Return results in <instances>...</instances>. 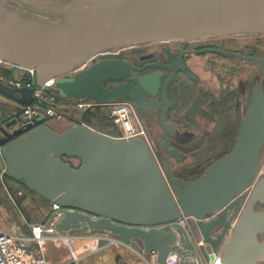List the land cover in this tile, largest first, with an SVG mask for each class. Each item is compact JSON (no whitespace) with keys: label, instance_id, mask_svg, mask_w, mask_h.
<instances>
[{"label":"water","instance_id":"1","mask_svg":"<svg viewBox=\"0 0 264 264\" xmlns=\"http://www.w3.org/2000/svg\"><path fill=\"white\" fill-rule=\"evenodd\" d=\"M101 20L110 23L101 28L54 34L14 24L0 14V60L34 69L38 84H42L71 72L76 63L91 54L112 47L264 32V0L134 1ZM213 51L242 60L264 61ZM128 69L124 62L99 61L71 78L55 79L51 89L66 98L90 99L100 104L125 96L141 106L142 96L132 86L112 90L102 87L107 79L123 78ZM147 83L139 79L145 90ZM0 95L19 105L15 112L33 101L31 88L10 87L2 82ZM164 128L167 137L162 149L180 162L179 153L167 147L173 127ZM0 133V172L61 208L63 216L55 224L59 234L71 230L106 231L141 247L143 254L155 250L157 264H163L178 240V231L183 238L181 249L196 254L187 231L180 225L182 218L192 217L203 244L212 253L225 243L222 264H258L264 260V245L257 239L264 230V213L252 210L256 201H264V179L238 225L231 226L243 192L254 181L259 150L264 145V92L260 88L252 93L231 152L192 180L163 171L156 155L140 138L114 139L81 124L56 132L40 117L11 134L1 128ZM64 157L80 160L81 166L72 168L62 160ZM231 206L234 212L228 216ZM119 260L117 254L115 262Z\"/></svg>","mask_w":264,"mask_h":264},{"label":"flooded vegetation","instance_id":"2","mask_svg":"<svg viewBox=\"0 0 264 264\" xmlns=\"http://www.w3.org/2000/svg\"><path fill=\"white\" fill-rule=\"evenodd\" d=\"M217 36L219 35L139 42L129 49L128 55L115 54L103 57L94 60L84 68L87 69L99 61H119L129 66L123 78L107 79L102 82V87L112 90L121 85H129L139 92L142 96L141 106L125 96H119L109 102H115L120 107L127 106L134 113L140 139L156 155L160 168L163 171L167 170L171 176L176 178L196 179L214 161L231 152L236 140L238 124L249 107L253 91L260 88L264 92V61L260 63L242 60L234 56L219 54L213 50L237 53L241 56L263 60L264 55L229 48ZM252 66L261 73V78L256 76L252 78ZM72 76L73 74L64 78ZM141 78L147 80V90L139 84ZM155 78L156 82L153 80ZM96 104V106L102 105ZM20 120L19 114L7 120L1 117L0 128L7 134H11L20 128ZM11 122L14 123L7 125ZM164 125L173 127V135L168 138L167 147L179 153L180 162L185 160L187 154H194L195 163L193 166H182L177 169L169 165L171 160H176L172 156L169 157L168 153L162 149V143L167 137ZM206 125L221 127L219 139H207L206 143L198 140L199 142L194 147L196 133L189 128ZM145 126L161 127L166 133L159 148L155 147L154 151L146 136ZM234 127L235 131L232 136ZM201 137L206 138V134H201ZM0 138H3L1 133ZM220 142L223 146L218 148L216 143ZM230 142L232 143L231 147L224 151ZM260 150L259 166L253 183L243 192L236 211L234 212V206H231L227 212L228 216L234 212L231 222V226L234 228L242 218L257 185L264 179V172L263 176L257 177L261 165ZM203 157L210 159L204 163L205 158ZM167 181L169 182L168 177ZM175 185L180 186L178 183ZM252 210L264 213V201H256ZM257 239L264 245V230L258 234Z\"/></svg>","mask_w":264,"mask_h":264},{"label":"rangeland","instance_id":"3","mask_svg":"<svg viewBox=\"0 0 264 264\" xmlns=\"http://www.w3.org/2000/svg\"><path fill=\"white\" fill-rule=\"evenodd\" d=\"M134 1L148 2L151 0H0V14L3 15L5 19H11L12 23H17L23 26L35 27L53 32L55 31L57 33H62L65 31L76 32L87 28H99L109 24L110 22H106L104 20L100 21V19L122 11L126 5L131 4ZM217 38L223 40L229 48L242 50L247 53L250 52L252 54L256 53L264 55V32L219 35ZM137 44L139 43L112 47L95 52L84 60L76 63L74 65V69L71 72L64 75H59L54 79L71 76L81 69L86 68L94 60L103 57L115 54L128 55L129 49ZM10 69V66H4L2 71H4L8 76L11 72ZM251 71L252 78L253 76L261 78V73L257 72L253 66ZM45 93L58 103H73V101L70 100L71 98L61 96L56 90H48ZM88 110L82 112L81 114L75 112L72 114L73 117L70 114L66 115V117L61 120L48 118L43 124L49 126L56 132H63L74 123L81 124L79 122L81 116ZM98 110L105 114V117L110 121L111 124H106L104 126L98 125L95 126L96 129H99V131L107 134L108 137L121 139L120 132L117 130L113 121L109 117V108L107 106L100 105ZM84 125L90 128L87 124ZM145 127L147 130V132L145 130L146 136L149 138L150 145L154 151L155 147L159 148L161 140L164 138L166 133L161 127ZM235 127L232 136L234 134ZM189 129L196 133V137L193 142L195 147V144L199 142L198 140H201L202 143H206L208 142L206 141L207 139H219L221 127L206 125L190 127ZM203 133L206 134V138L201 137V134ZM216 144L218 148L223 146L221 142ZM231 145V142L228 143L227 148H225L224 151L228 150ZM219 152L221 153V150ZM193 155L194 154L190 153L187 154L185 160L182 162L171 160L169 165L177 169L182 166H193L195 163ZM209 159L210 158H205L203 162L206 163L209 161ZM62 160L67 162L72 168L75 169L81 166L80 160L76 158L64 157ZM260 164L261 165L257 177L263 176L264 172V146L260 150ZM13 182L9 183L10 185H7L9 192L15 196H17L16 193L18 192L22 193L21 196L16 197L17 207L21 213L20 223L16 224L10 220V218L7 220L2 218V220H0V229L6 230L7 224L12 222L14 226L18 227L20 234L29 236V226L35 224H45L48 222L53 213V207L51 203L43 200L34 192L27 189L25 184L21 182ZM180 225L187 231L192 244L194 246H198L202 239L195 226L194 219L192 217H184L182 218ZM108 233H106V231H96L91 233L88 231L71 230L63 233V236L73 240L72 247L76 251L79 264H121L123 259L130 263L131 261L132 263L136 262L137 260L126 251L129 249L123 245L120 246L119 244L115 245L110 243V240H119V238L111 235L110 233L108 235L109 238H106L104 234ZM177 235L178 240L174 243V247H178V251L181 252L180 244L183 242V238L179 231L177 232ZM224 244H222L219 252L217 253L218 257H220L224 250ZM43 246L45 248L43 255L48 264H69L71 262L72 258L70 251L64 240H59L57 242L49 240L44 242ZM32 248L37 250L38 247L36 245H32ZM198 252L203 264H208L209 256L211 254L210 248L207 245L200 246L198 248ZM117 254L120 255V260L115 262V256ZM260 264H264V260Z\"/></svg>","mask_w":264,"mask_h":264},{"label":"built area","instance_id":"4","mask_svg":"<svg viewBox=\"0 0 264 264\" xmlns=\"http://www.w3.org/2000/svg\"><path fill=\"white\" fill-rule=\"evenodd\" d=\"M4 66L11 67L10 75L7 77L1 74ZM14 76L17 77L15 78ZM54 80L55 79H49L42 84H38L37 73L34 69L7 64L0 60V82L8 83L6 85L10 87H27L32 89L33 101L29 105L22 106L20 112H14L15 116L17 114L20 115L21 120L19 124L21 126L32 122L36 117L42 118L43 123L48 118L61 120L66 117V115L70 114L72 116L75 112L81 114L92 106L97 105L90 99H70L73 101V103L70 104L56 102L45 93L48 90H52L51 85ZM102 105L109 108V117L120 132L121 140L140 138L136 117L127 106L120 107L115 102ZM3 177L4 174L0 172V179ZM21 194V192L17 193L18 196H21ZM51 205L53 207V213L48 222L29 226V236L20 234L18 227L14 226L12 222L7 224L6 230L0 229V264H48L43 255L45 251L43 243L49 240L54 242L64 240L72 258L69 264H79L76 251L72 247L73 240L64 237L63 233H57L55 229V224L63 216L61 208L56 204ZM108 235L109 233L104 234L106 238H109ZM110 243L115 245L119 244L120 246H133L125 243L121 239L110 240ZM32 245H36L38 247L37 250L33 249ZM132 248L143 260L144 264H157V252L155 250L149 251L148 254H143L141 247L137 248L133 246ZM178 250L179 248H175L173 244L163 264H203L202 260L200 262L192 252L183 251L181 247V252ZM218 259V256L215 259H211L209 256L210 261H218Z\"/></svg>","mask_w":264,"mask_h":264},{"label":"crops","instance_id":"5","mask_svg":"<svg viewBox=\"0 0 264 264\" xmlns=\"http://www.w3.org/2000/svg\"><path fill=\"white\" fill-rule=\"evenodd\" d=\"M1 74L4 77H7L4 71H1ZM5 84H8V83H5ZM18 106L19 105L13 100L0 95V118L3 117L5 120H7V119H10L11 117H15L14 112ZM11 182H13V180L6 179L5 176L2 179H0V220H2V218H4L5 220L10 218V220H12L14 223L19 224L21 213L16 203V200H17L16 197L18 195L17 193H16L17 196L11 194L7 188V185H10L9 183ZM124 247L130 250V251L129 250H126V251L130 253L132 257L135 258L137 261L133 263L131 261L130 263L123 259L124 261L122 260L121 264H144L143 260L134 252L132 248L133 246L124 245Z\"/></svg>","mask_w":264,"mask_h":264},{"label":"trees","instance_id":"6","mask_svg":"<svg viewBox=\"0 0 264 264\" xmlns=\"http://www.w3.org/2000/svg\"><path fill=\"white\" fill-rule=\"evenodd\" d=\"M100 106L97 107H93L92 109L88 110L85 114H83L81 116L80 119V123L83 124H87L90 128H92L93 130H95L98 133L104 134L107 136V134L99 131V129H96L95 126H104L106 124H111L109 120H107V118L105 117L104 113H101L98 108ZM6 179H9L7 177H5ZM10 180V179H9ZM27 188V187H26ZM28 189V188H27Z\"/></svg>","mask_w":264,"mask_h":264},{"label":"bare ground","instance_id":"7","mask_svg":"<svg viewBox=\"0 0 264 264\" xmlns=\"http://www.w3.org/2000/svg\"><path fill=\"white\" fill-rule=\"evenodd\" d=\"M7 20H9V21H11V19H7ZM12 22V21H11ZM14 24H17V23H14ZM18 25H20V24H18ZM108 24H106V25H104V26H107ZM21 26H23V25H21ZM104 26H101V27H104ZM24 27H27V28H31V29H35V30H38V31H41V32H51V33H54V34H56L57 32H53V31H49V30H44V29H39V28H35V27H29V26H24ZM101 27H99V28H101ZM53 130V129H52ZM119 140H121V139H119ZM51 204H53V203H51ZM200 246H206L205 244H203V242H202V240H201V242L199 243V245L198 246H195V250H196V254H195V256L197 257V259L198 260H200V262H201V258H200V255H199V252H198V248L200 247ZM219 250H220V247L218 248V250H217V252L216 253H212L211 252V255H210V257L212 256V259H215L216 257H217V253L219 252ZM224 250H225V248H224ZM224 250H223V252H224ZM223 252L221 253V255H220V257H219V259H218V261H210L209 260V263L208 264H222V255H223ZM194 254V253H193ZM203 262V261H202ZM262 261H259L258 262V264H260Z\"/></svg>","mask_w":264,"mask_h":264}]
</instances>
